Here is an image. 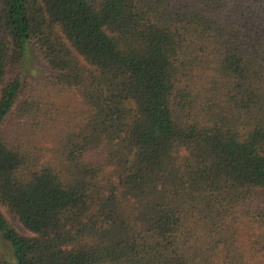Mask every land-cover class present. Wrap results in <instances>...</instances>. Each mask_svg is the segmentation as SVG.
I'll use <instances>...</instances> for the list:
<instances>
[{
    "label": "trees",
    "instance_id": "16d2710c",
    "mask_svg": "<svg viewBox=\"0 0 264 264\" xmlns=\"http://www.w3.org/2000/svg\"><path fill=\"white\" fill-rule=\"evenodd\" d=\"M0 264H264V0H0Z\"/></svg>",
    "mask_w": 264,
    "mask_h": 264
},
{
    "label": "rangeland",
    "instance_id": "374dc122",
    "mask_svg": "<svg viewBox=\"0 0 264 264\" xmlns=\"http://www.w3.org/2000/svg\"><path fill=\"white\" fill-rule=\"evenodd\" d=\"M28 68H29L28 69V75L29 76H31V75L32 76H38L39 73L41 72L40 68L37 67V65H34L33 63L29 64ZM2 211L6 215L7 219L10 220L9 216H7V214H6V211L4 209H2ZM14 226L20 233L27 234L20 225L15 224Z\"/></svg>",
    "mask_w": 264,
    "mask_h": 264
}]
</instances>
